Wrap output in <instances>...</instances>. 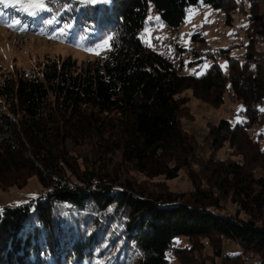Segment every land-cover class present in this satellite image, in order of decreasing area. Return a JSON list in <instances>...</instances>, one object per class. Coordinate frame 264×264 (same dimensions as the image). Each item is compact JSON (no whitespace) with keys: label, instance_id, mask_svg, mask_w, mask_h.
Segmentation results:
<instances>
[{"label":"trees","instance_id":"obj_1","mask_svg":"<svg viewBox=\"0 0 264 264\" xmlns=\"http://www.w3.org/2000/svg\"><path fill=\"white\" fill-rule=\"evenodd\" d=\"M256 2L60 0L71 5L64 8L48 0L52 12L40 13L29 33L53 40L52 25L70 22L72 38L92 29L96 41L111 40L105 54L85 65L67 57L46 62L37 75L0 79L6 106L0 110V190L21 189L31 177L41 187L27 205L0 209V264H215L218 258L242 264L248 255L264 264V175L252 174L264 173V13ZM149 6L169 32L182 27L193 7L222 12L229 27L234 15H244L243 53L232 54L240 44L193 50L200 57L194 64H210L200 75L183 74V48L174 45L168 57L140 40ZM53 15L57 21L47 24ZM191 40L206 46L197 35ZM185 91L212 107L223 104L225 93L240 105L241 121L221 120L206 136L212 152L227 144L240 162L207 159L199 184L188 174L194 191L187 201L116 184L105 167H96L117 152L121 164L149 179L169 181L189 171L195 143L179 123ZM84 141L99 145L92 170L81 158L80 166L72 165L66 150L67 143ZM228 197L247 220L217 212ZM178 237L188 246L175 247ZM204 242L209 257L202 254ZM224 242L240 252L222 255Z\"/></svg>","mask_w":264,"mask_h":264},{"label":"rangeland","instance_id":"obj_2","mask_svg":"<svg viewBox=\"0 0 264 264\" xmlns=\"http://www.w3.org/2000/svg\"><path fill=\"white\" fill-rule=\"evenodd\" d=\"M106 4H109V2ZM256 6L259 12L264 13V0H257ZM20 7L22 5H17V9ZM14 9L16 8L0 9L6 13V18H0V79L13 77L18 74L37 75L46 62L60 61L67 57L75 60L78 66L85 65L107 51V48L103 50L96 48L98 44L102 43V40L96 41V38L92 37L96 35V32L92 29H84L81 34L76 35L74 38H72V28L68 30L66 37L60 35L59 30L67 22H61L60 26L59 24L52 25L53 40L33 34H22L23 30L20 28L22 23L12 28L6 26L7 22L15 19L11 13ZM149 17H152V19H149ZM156 17L157 15L152 6H149L145 25L138 36L151 50L164 56L173 57L174 45L183 48L185 50L182 57L184 62L183 74L193 75L196 73L200 75L204 73L210 64L207 61H203L201 65L194 64V62H198L200 57L194 58L192 55L193 50H200L199 52L203 54L208 50L212 51L218 48H226V46L231 44H240V46L233 48L232 54L240 56L243 53V45L246 42L243 31L246 26L244 15H234V22L229 27L224 24V14L222 12L215 11L209 7H193L187 10L183 25L176 32L167 31L162 23L155 19ZM193 35L204 38L206 46L201 47L199 44L193 43L191 40ZM89 48L94 51H88L87 49ZM97 50L99 55L95 54ZM218 62L224 67L222 60ZM181 97L184 99L185 105L180 113L179 123L182 130L195 143V153L192 158L193 164L190 169L188 168L189 171L182 169L178 172L176 178L169 181L163 177L149 179L132 171L130 167L121 164L117 152L107 155L104 163H98L96 167H105L112 179L117 180L116 184L127 185L130 188H140V191L152 196H164V194L169 193L187 201L194 191L188 174L191 173L197 176L196 181L199 184L200 165L207 159L212 157L214 161L232 160L240 162L241 157L237 155L234 149L229 148L227 144L220 150L212 152L206 139L209 128L216 125L219 121L230 120L232 124L241 121L242 116L237 115L230 118L232 113L237 114L241 110L240 105L234 98L230 94L225 93L223 104L220 107H212L195 99L190 91L183 92ZM5 108L6 106L0 100V110H5ZM256 128L250 132V138L256 137ZM98 149L99 145L93 141H84L81 146H76L72 143H67L66 145L72 165L76 162V165L80 166L81 161L79 158H81L87 163L90 170L93 169L95 152ZM244 152L249 156L253 155L248 147H245ZM252 174L254 176L264 175L258 169L253 170ZM40 190L41 187L36 177H31L21 189L13 187L6 192L0 190V209L6 206L27 205L40 195ZM217 212L223 216H235L242 220H247L248 218L245 214L239 212L238 206L232 203L229 197L221 200L220 208ZM172 243L178 248L188 246V242L183 237L175 238ZM222 248V255H235L240 252L236 245L229 242H224ZM202 254L206 257L211 254L207 242H204ZM219 261V258L214 260L215 264H219ZM170 264H178V262L172 259Z\"/></svg>","mask_w":264,"mask_h":264},{"label":"snow or ice","instance_id":"obj_3","mask_svg":"<svg viewBox=\"0 0 264 264\" xmlns=\"http://www.w3.org/2000/svg\"><path fill=\"white\" fill-rule=\"evenodd\" d=\"M52 3H55L61 7L69 8L71 5L63 4L61 5L60 0H51ZM77 3L81 5H96V4H106L109 0H76ZM17 5H22V7L18 8V11L25 12L28 16L36 17L42 12H52L51 7H49L48 0H0V9H8V8H17ZM0 18H6V13L0 10ZM152 19V17H149ZM155 19L159 20V17ZM56 21V16L53 15L51 19L46 21L47 24L51 25ZM20 24L18 19H12L10 22H7V27L12 28ZM162 26V25H161ZM72 28L71 23H65L63 28H61L60 35L67 36L68 30ZM23 30V29H21ZM147 31V30H146ZM111 37L105 38L102 43L98 44L96 48L98 50H103L109 47V41ZM88 51L92 52L93 49L89 48ZM95 51V54L99 55V51ZM110 50V49H109Z\"/></svg>","mask_w":264,"mask_h":264},{"label":"built area","instance_id":"obj_4","mask_svg":"<svg viewBox=\"0 0 264 264\" xmlns=\"http://www.w3.org/2000/svg\"><path fill=\"white\" fill-rule=\"evenodd\" d=\"M237 115L243 117V113L240 111L237 114L236 113H232L230 118L236 117ZM263 129H264V127H263ZM263 129H262V131H263ZM261 132H259V133H261ZM242 261H243L242 264H259L258 259L256 257L251 256V255L242 257Z\"/></svg>","mask_w":264,"mask_h":264}]
</instances>
